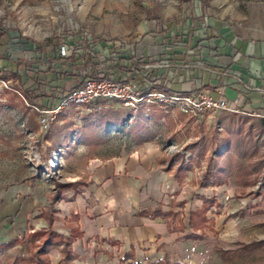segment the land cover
I'll list each match as a JSON object with an SVG mask.
<instances>
[{
  "label": "rangeland",
  "instance_id": "obj_1",
  "mask_svg": "<svg viewBox=\"0 0 264 264\" xmlns=\"http://www.w3.org/2000/svg\"><path fill=\"white\" fill-rule=\"evenodd\" d=\"M196 9L227 22L232 34L240 39L264 40V0H0V27L5 28L11 41L8 50L0 52V72L11 76L17 69L20 74L9 83L0 81V186L28 184L33 190L41 188L53 208L57 200L78 193L88 180L95 158L129 154L145 143L138 140L143 137L172 158L169 167L183 157L179 167L193 174V182L201 188L213 186V182H231L237 187L231 193L235 212H227L228 205L222 203L214 206V214L220 211L222 216L217 227H205L202 222L208 229L200 242L204 264H264V125L258 118L225 116L220 117L228 124L222 131H218V123H196L193 129L186 118L163 116L155 110L147 117L142 112L134 114L119 108L115 101L100 100L98 110L75 120L74 116L63 118L43 135L38 115L28 106L46 102L48 91L61 82L75 86L71 73L64 67L54 68L51 58L63 32L79 27L117 45L133 44L141 25L146 24L148 34L154 35L158 27L178 24ZM28 91L32 92L33 102ZM99 119L101 127L94 134L95 141L86 126ZM211 148L222 149L216 150L220 155L230 152V160L222 161V165L231 166L227 174L221 171L206 178L209 166L218 162L210 157ZM194 150L201 156L197 161ZM213 203L203 197L202 220ZM51 210L45 217L51 215ZM231 217L236 231L232 235L228 226ZM12 231L17 232V227ZM52 231L50 227L29 230L14 238L11 242L19 240L14 247L31 246L30 255L24 256L25 249L22 257L6 253L10 248L3 249L0 264H51L49 252L57 244L46 245L48 237L40 232ZM259 243L256 249L243 251L244 246L256 247Z\"/></svg>",
  "mask_w": 264,
  "mask_h": 264
},
{
  "label": "crops",
  "instance_id": "obj_2",
  "mask_svg": "<svg viewBox=\"0 0 264 264\" xmlns=\"http://www.w3.org/2000/svg\"><path fill=\"white\" fill-rule=\"evenodd\" d=\"M163 27L151 35L148 26L141 25L135 42L124 44L125 48L134 50L144 60L156 57L176 64L191 63L196 54L204 67L224 72L228 77L194 69L184 80L186 72L173 69L167 72L172 90L191 92L207 88L213 97L222 94L228 98L242 94L246 111L264 113L263 96L242 90L243 85L264 84V40L240 39L232 34L227 22L205 15L199 9L182 22ZM223 119L210 118L205 125L218 123L225 128L228 124ZM256 120L264 125V120ZM190 124L194 129L196 123L190 121ZM211 150L212 160L221 164L210 165L206 178L221 171L227 174L231 166L222 165V161L230 160V152L220 155L217 151L222 149ZM194 155L196 161L201 157ZM171 160L153 142L139 144L126 155L95 158L88 180L78 193L62 197L53 208L41 188L33 190L28 184L0 186V245L29 230H48L44 214L53 209L52 230L66 240L72 239L75 256L72 264L80 261L84 264H204L200 242L208 229L203 226L217 227L222 222L220 211L219 215L214 214V206L224 203L228 205L227 212H235L231 193L237 187L231 182L227 185L213 182V186L201 188L198 182H193V174L179 167L183 157L169 167ZM224 191L226 196L221 195ZM203 197L214 202L205 220L201 212ZM233 221L231 217L230 235L236 234ZM16 227L18 233L12 231ZM51 247V264H62L64 246ZM24 249V256H29L32 248L27 244L10 248L6 253L22 257Z\"/></svg>",
  "mask_w": 264,
  "mask_h": 264
},
{
  "label": "built area",
  "instance_id": "obj_3",
  "mask_svg": "<svg viewBox=\"0 0 264 264\" xmlns=\"http://www.w3.org/2000/svg\"><path fill=\"white\" fill-rule=\"evenodd\" d=\"M51 54L54 68H66L75 78L76 85H55L56 89L52 87L48 91L46 102L28 105L38 115L43 135L49 134L63 118L74 116L75 120L79 115L98 110L100 100L115 101L119 108L134 114L142 112L146 115L155 110L163 116H182L200 125L210 118L216 121L225 116L264 120V113L245 110L242 94L228 98L222 94L213 97L207 88L191 92L172 90V80L167 72L173 69L186 72L184 80L194 69L216 72L204 67L196 54L191 63L176 64L156 57L144 60L134 50L102 40L79 27L60 34V42ZM215 74L228 77L224 72ZM242 90L250 95L261 94L264 98V84L243 85ZM22 98L28 104L27 99ZM216 125L218 131L223 130L222 125Z\"/></svg>",
  "mask_w": 264,
  "mask_h": 264
},
{
  "label": "trees",
  "instance_id": "obj_4",
  "mask_svg": "<svg viewBox=\"0 0 264 264\" xmlns=\"http://www.w3.org/2000/svg\"><path fill=\"white\" fill-rule=\"evenodd\" d=\"M10 38L9 36L7 35V32L5 31V28L4 27H0V52L3 51V54L8 50V47H9V43H10ZM3 49V50H2ZM16 69V66L15 68ZM20 77V74H19V70H15L11 76H6L5 74L1 73L0 72V81H4L6 83H9L12 79H17ZM29 93V96L31 95L32 98L30 99L31 102H33V95H32V92L28 91ZM133 116H130L129 118H131ZM125 121V120H124ZM99 122H100V119L97 123L93 124V125H87V130L91 136V139L97 141V137L94 135L95 132L101 127L99 125ZM117 122V121H116ZM123 122V121H122ZM138 140L139 142H148L147 140H145L143 137H138ZM186 170V169H185ZM207 201L204 200V204L206 203ZM47 217V220L49 222V227L50 229L52 228L53 224H54V218L51 216H46ZM43 236H47L48 238L46 239V245H53V244H61L63 247V263L62 264H71L72 261H74V254H73V251L71 249V243H72V239H64L62 236L58 235L56 232L52 231L50 232L49 234H46L44 232H40ZM40 233H35V235H39ZM19 243V240H15L13 242H10L6 245H0V250H3V249H8V248H12L14 247L15 245H17ZM255 245V244H254ZM260 245V243L256 246V247H253L252 245L250 246H244L243 248V251L245 250L246 252L251 250V249H256L258 246ZM39 264H50V263H47V262H44V263H39Z\"/></svg>",
  "mask_w": 264,
  "mask_h": 264
}]
</instances>
